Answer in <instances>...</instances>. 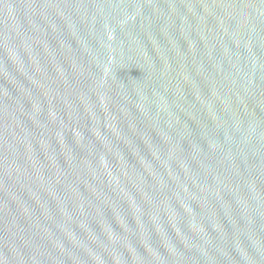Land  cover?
Segmentation results:
<instances>
[{"label": "water", "instance_id": "water-1", "mask_svg": "<svg viewBox=\"0 0 264 264\" xmlns=\"http://www.w3.org/2000/svg\"><path fill=\"white\" fill-rule=\"evenodd\" d=\"M0 264H264V0H0Z\"/></svg>", "mask_w": 264, "mask_h": 264}]
</instances>
